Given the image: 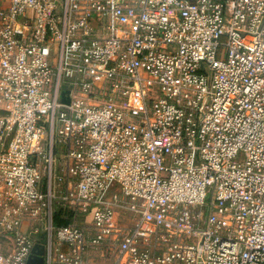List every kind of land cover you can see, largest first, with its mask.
I'll use <instances>...</instances> for the list:
<instances>
[{"label":"built area","instance_id":"1","mask_svg":"<svg viewBox=\"0 0 264 264\" xmlns=\"http://www.w3.org/2000/svg\"><path fill=\"white\" fill-rule=\"evenodd\" d=\"M0 240L264 264V0H0Z\"/></svg>","mask_w":264,"mask_h":264},{"label":"rangeland","instance_id":"2","mask_svg":"<svg viewBox=\"0 0 264 264\" xmlns=\"http://www.w3.org/2000/svg\"><path fill=\"white\" fill-rule=\"evenodd\" d=\"M244 159V155H240L238 158V161L241 162ZM210 197V194L208 195ZM133 222H130V225H132ZM31 231V230H30ZM8 243L6 241L0 240V251H5L8 248ZM106 253L105 249L96 251L93 253V256L89 259L88 264H108V261H106V257L103 253Z\"/></svg>","mask_w":264,"mask_h":264},{"label":"water","instance_id":"3","mask_svg":"<svg viewBox=\"0 0 264 264\" xmlns=\"http://www.w3.org/2000/svg\"><path fill=\"white\" fill-rule=\"evenodd\" d=\"M66 93L63 94V96ZM63 101H67V99H63ZM45 246L44 245H37L34 250H33V255L31 256V258L28 261V264H45L46 260H45Z\"/></svg>","mask_w":264,"mask_h":264},{"label":"trees","instance_id":"4","mask_svg":"<svg viewBox=\"0 0 264 264\" xmlns=\"http://www.w3.org/2000/svg\"><path fill=\"white\" fill-rule=\"evenodd\" d=\"M64 213L63 209H59L57 211V214L55 216V223L56 225L58 226H62V225H67L69 224V221L68 220H63V219H60V216Z\"/></svg>","mask_w":264,"mask_h":264},{"label":"crops","instance_id":"5","mask_svg":"<svg viewBox=\"0 0 264 264\" xmlns=\"http://www.w3.org/2000/svg\"><path fill=\"white\" fill-rule=\"evenodd\" d=\"M64 211V210H63ZM60 219H63V220H68L69 223L71 222L72 220V214L67 212V211H64V213L60 216ZM25 230L28 231V232H31L30 230H32L30 227H25ZM66 249V247H65ZM90 262V260H89ZM88 264V263H87ZM108 264H111V261L108 260Z\"/></svg>","mask_w":264,"mask_h":264}]
</instances>
